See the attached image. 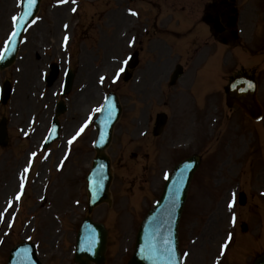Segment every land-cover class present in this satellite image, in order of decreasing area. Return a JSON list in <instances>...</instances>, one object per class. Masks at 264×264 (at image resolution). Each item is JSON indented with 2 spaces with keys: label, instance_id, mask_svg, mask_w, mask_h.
Here are the masks:
<instances>
[{
  "label": "rangeland",
  "instance_id": "374dc122",
  "mask_svg": "<svg viewBox=\"0 0 264 264\" xmlns=\"http://www.w3.org/2000/svg\"><path fill=\"white\" fill-rule=\"evenodd\" d=\"M255 1L259 5L263 0ZM237 2L242 5L239 30L244 37L251 36L249 42L229 50L219 46L218 61H213L221 67L222 62L233 61L232 65H224L225 73L240 65L254 70L264 106V20L258 22L249 0ZM184 5L188 8V3ZM18 6L19 0H0V50ZM58 8L65 9V14L56 22L53 15ZM132 10H137V16L133 17ZM148 14L144 0H42L36 22L23 36L16 61L0 71V86L7 79L12 87L5 104L0 103V120L5 118L8 129V142L0 146V264H5L11 247L25 239L36 243L43 264H67L72 260L75 233L86 215L84 176L94 154L92 124L74 142L70 141L75 128L108 89L118 93L122 106L107 148L113 166L112 204L99 205L90 216L109 228L107 255L111 261L125 263L139 220L157 198L165 171H170L182 156L193 153L200 154L201 162L179 225L183 264H248L250 256L264 248V195L260 194L264 193V119L252 122L240 110L225 106V76L212 86L214 100L196 107L193 98L182 94L188 86L187 77L168 87L166 76L153 79L159 74L154 66V72L149 71L146 78L120 79L115 84L108 81L130 51L132 37L139 40L146 27L142 18ZM192 15L193 11L191 17L183 13L181 18L196 17ZM248 21L258 23L262 31L255 33L254 27H247ZM163 40L170 42L165 35ZM140 58V67L157 62L151 50H145ZM66 60L70 65L74 62L76 75L65 96L67 110L59 116L60 137L41 150L55 102L62 98L58 92L63 79L59 75L48 87L42 77L48 74L52 62L61 64L62 72ZM113 61L110 69L102 67ZM100 75L107 77L103 80ZM35 79L41 84L24 98L23 93L28 91L25 84ZM90 82L98 92L95 100H87L88 110L81 112L79 98ZM161 110L169 115L171 112V117L163 134L154 137L150 128ZM25 169L31 170L30 181L18 206L15 174L20 171V182ZM240 192L246 196L244 205L238 204Z\"/></svg>",
  "mask_w": 264,
  "mask_h": 264
},
{
  "label": "water",
  "instance_id": "95a60500",
  "mask_svg": "<svg viewBox=\"0 0 264 264\" xmlns=\"http://www.w3.org/2000/svg\"><path fill=\"white\" fill-rule=\"evenodd\" d=\"M40 0H22L21 22L16 24V39L31 20ZM16 42L9 41L8 51L0 67L10 63L17 48ZM70 84V77L67 86ZM7 86V85H6ZM256 85L252 77L238 76L229 84L227 103L240 105L246 112L256 116L259 107L255 100ZM2 101L8 95V87L4 88ZM119 105L114 96L107 102L100 118L96 121L100 137L95 145L96 155L92 167L86 176L88 211L101 203L109 202L108 186L111 180L110 162L103 150L110 140L111 125L119 114ZM58 124L53 123L49 141L57 137ZM0 136H4L3 133ZM101 140V141H100ZM4 142V141H3ZM197 166L194 157L179 163L166 181L160 198L142 220L135 241L134 251L127 264H180L178 252L177 225L186 198L187 188L193 171ZM106 231L102 224L85 218L76 238L74 260L78 264H99L103 260ZM8 264H40L34 255V247L30 244L19 245L10 252ZM253 264H264V254L257 257Z\"/></svg>",
  "mask_w": 264,
  "mask_h": 264
},
{
  "label": "flooded vegetation",
  "instance_id": "af4514ba",
  "mask_svg": "<svg viewBox=\"0 0 264 264\" xmlns=\"http://www.w3.org/2000/svg\"><path fill=\"white\" fill-rule=\"evenodd\" d=\"M195 0H192V3ZM198 2V3H197ZM196 5L201 7L206 15H211V16H219L221 19V22L223 23L224 26L227 25V16L222 10V4L223 0H206L205 2L203 0H197ZM167 8L169 7H174V3H168L165 5ZM191 29H188V32H190ZM208 36H209V42L210 43H215L218 39V33L217 31L213 28L212 25L208 26ZM228 30L226 27H224V31L222 33V39L227 37ZM208 43V41H205V44ZM189 45L193 48L199 47V40L196 39V35L194 34L193 38L189 41Z\"/></svg>",
  "mask_w": 264,
  "mask_h": 264
},
{
  "label": "bare ground",
  "instance_id": "6f19581e",
  "mask_svg": "<svg viewBox=\"0 0 264 264\" xmlns=\"http://www.w3.org/2000/svg\"><path fill=\"white\" fill-rule=\"evenodd\" d=\"M54 13H55V15H53L54 16V18L55 19H59L61 16H64V14H65V9H60V8H58V9H55L54 10ZM56 22H57V20H55ZM37 46V45H36ZM32 48H34V45L32 46ZM115 51L116 50H118V49H114ZM59 53V52H58ZM59 55H60V53H59ZM36 61V60H35ZM113 64H115L114 63V61L113 62H107L106 64H104L102 67L104 68V69H110V66H112ZM102 68V69H103ZM88 71V70H87ZM85 72L86 74H87V76H88V72ZM39 84H41V83H39L36 79L35 80H33V82H30L29 84H25V88L28 90L25 94L23 93V97L24 98H27V96H29V95H32V92L33 91H35V89L37 88V87H39L38 85ZM98 92V91H97ZM97 92H96V90H95V88H94V86H92V84H91V82L90 83H88L86 86H85V89L83 90V94L80 96V98H79V101H80V104H81V107H82V110H81V112H86L87 110H88V105H86V103H87V100H89V99H92L91 101H93V100H95V96H96V94H97ZM47 96V101H50L49 99H50V96H49V94H47L46 95ZM98 99V98H97ZM30 101V100H29ZM79 103V102H78ZM88 127V126H87ZM86 127V128H87ZM86 128H85V130H86ZM18 175V173H16L15 174V176H17ZM7 193H8V188H6V190L4 191V195L6 196L7 195ZM225 252H226V250H225Z\"/></svg>",
  "mask_w": 264,
  "mask_h": 264
},
{
  "label": "snow or ice",
  "instance_id": "6c2138e0",
  "mask_svg": "<svg viewBox=\"0 0 264 264\" xmlns=\"http://www.w3.org/2000/svg\"><path fill=\"white\" fill-rule=\"evenodd\" d=\"M29 2L31 3V2H33V0H29ZM72 2L75 3V0H72ZM73 11H75V9H73ZM19 19H20V18H19L18 16H14V17H13V21H14V23L17 22ZM121 71H122V69H121ZM78 134H79V133H77V135H78ZM33 155H35V153H33ZM25 171H27V169H25ZM21 186H23V185H21ZM17 199H19V195L17 196ZM2 215H3V214L0 213V216H2Z\"/></svg>",
  "mask_w": 264,
  "mask_h": 264
}]
</instances>
